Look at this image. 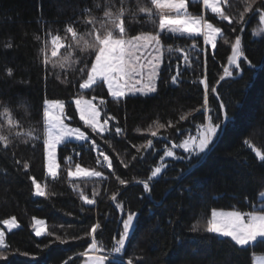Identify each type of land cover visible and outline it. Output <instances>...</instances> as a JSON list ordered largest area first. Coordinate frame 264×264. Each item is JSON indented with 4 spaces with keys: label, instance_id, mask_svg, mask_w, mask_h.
Wrapping results in <instances>:
<instances>
[{
    "label": "trees",
    "instance_id": "16d2710c",
    "mask_svg": "<svg viewBox=\"0 0 264 264\" xmlns=\"http://www.w3.org/2000/svg\"><path fill=\"white\" fill-rule=\"evenodd\" d=\"M111 2L119 7V0ZM247 2L228 0L225 5L222 0L225 13L233 18L232 25L203 9L201 2H190V14L203 16L221 27L229 43L219 37L216 49H211L210 45H204L202 36L193 39L162 33L165 48H184L188 61H184L183 53L165 51L155 94L116 100L108 94L106 86L83 90L86 98L96 96L97 103L101 98L106 101L101 106L102 119L115 117L109 120L113 131L101 137L85 129L75 110L73 98L81 92L78 84L83 79L75 69L82 65L53 69L51 63L46 68L42 61L44 50L51 60L59 58L51 57L52 36L65 37L68 25L84 32L88 27L84 23L88 15L85 10L102 17L106 0H0V112L8 107L14 119L23 125L22 130L35 128L39 134L43 127V101L64 100L68 122L88 131L112 160V171L102 170L87 142H67L59 148L60 167L53 179L47 175L42 139L14 137L7 149L0 145V224L12 217L21 223L20 229L7 235L8 261L0 260V264H83L85 258L80 253L91 243V237L86 235L91 226L97 221L101 223L98 246L108 253L119 221L128 212L136 213L135 227L122 255L133 264H253V256L264 254V242L240 249L230 238L205 231L212 210L247 212L264 204V199H260V193H264V161L256 155L257 149L264 153V32L255 34L261 25L258 15L252 13L246 15L247 23L240 32L238 14ZM136 3L137 0H125L128 8L134 9ZM262 3L264 0H257L254 8H260ZM97 4L101 7L97 8ZM125 27L129 37L141 32L155 33L158 17L149 20L143 14L135 18L125 16ZM238 34L252 67L242 58L244 71L233 69L232 77L220 80L224 67L228 66L231 43ZM68 42L64 40L65 45ZM65 54V49H61L59 56ZM8 69L12 70L11 75ZM173 76H177L176 83ZM205 77L208 114L220 112L212 92L216 88L230 118L227 127L218 133L204 159L194 157L189 163L187 154L177 148L178 156L185 158L166 161L164 172L149 183L150 190L146 192L139 181L149 180L164 150L194 135L196 128L206 123L201 83ZM190 112L192 115L187 119H180ZM213 122H218L215 116ZM0 123L6 125L2 116ZM157 124H165V128L152 137L149 129L156 130ZM117 125L122 129L119 135L114 132ZM148 139H152L153 146L141 147ZM68 156L72 157L73 167L79 163L102 171L106 179L69 178ZM25 163L29 165L27 169L23 167ZM117 176L129 183L120 185ZM33 177L45 189L44 197L33 194ZM80 190L89 198L97 191L96 204H84ZM115 192L119 195L114 202L111 195ZM116 203L123 204V215ZM34 218L46 220L47 233L53 235L46 233L37 238ZM197 224L199 230L193 231ZM56 236L67 243L56 240Z\"/></svg>",
    "mask_w": 264,
    "mask_h": 264
},
{
    "label": "snow or ice",
    "instance_id": "6c2138e0",
    "mask_svg": "<svg viewBox=\"0 0 264 264\" xmlns=\"http://www.w3.org/2000/svg\"><path fill=\"white\" fill-rule=\"evenodd\" d=\"M198 2V0H194ZM227 5L228 0H223ZM257 0H249L246 3L244 10L238 14V23L241 26L240 32H243V26L247 23L245 17L248 13L253 16L258 15L261 27L256 30L255 34L264 32V3L260 8H254ZM203 4L209 7L212 13L216 14L222 21H227L232 25V16L225 13L224 8L220 6L219 0H203ZM97 8L101 5L97 4ZM88 15L84 20L87 29L84 32H79L76 27L68 25L66 27L65 37L54 35L51 37V57L57 58L55 61L49 58L46 50H44L43 64L47 66L51 63L53 69L59 67L60 69L73 68L76 65H82L75 70L82 74V82L78 84L81 90L74 98L75 110L79 113V119L83 121L85 129H90L91 133L97 136H103L106 132L113 131L109 126V120H114L115 117L106 116L101 118V106L106 104L104 99L97 101L96 96L86 98L83 90H92L94 86L103 87L106 85L108 94L116 100L124 98L128 95H136L137 93L147 96L157 91L156 81L159 79L160 66L163 63L165 51L168 53L179 52L183 53L184 61H188V52L184 48H172L165 46L161 40L162 33H169L178 37H203L204 45H210L211 49H216L217 38L223 37V30L221 27L214 25L210 20L203 16H193L188 12V0H137L135 8H128L125 0H119V7H116L111 0H106L102 9V17H96L91 14V11L85 10ZM145 15L149 20L158 17V31L141 32L135 36L129 37L125 27V16L135 18L138 15ZM235 32L236 28L232 27ZM70 34V37L67 35ZM39 39V37H37ZM69 42L65 45L64 40ZM225 43L229 41L224 38ZM10 46V45H9ZM195 48V43L192 45ZM65 49L66 54L59 56L60 50ZM207 51V49H205ZM252 67V62L248 60L242 46L241 35H236L234 42L231 43V55L227 60V67H224V75L219 79L224 80L225 77L233 76V69L238 72H243L241 67V59ZM8 75L12 74V70L8 69ZM179 71H177V76ZM177 76L172 77L173 83H176ZM59 79V76H57ZM64 82V81H62ZM204 85L203 105L204 115L207 123H202L196 128L195 135H189L180 143H172L171 148H166L161 157L159 166L154 167L149 176V180L157 178L163 168L167 165L164 163V158H173L183 160L185 157L177 156L174 149H181L187 154V159L191 163L195 157L197 160L204 159L210 152V145L218 137V133L222 128H226L229 123L228 112L225 109L224 102L219 99V93L216 88L212 89L215 93L216 99L219 103V113L209 115L208 109V84L206 77L201 81ZM219 83V81H217ZM200 111V109H195ZM192 113H188L180 117L185 120ZM5 123H0V145L7 149L14 137H27L32 141H39L42 139L43 147L47 160V173L53 179L57 177L59 170V163L57 162V147L66 141L75 142H89L92 148L97 151L96 163L111 169L112 160L108 155L100 149L96 141L91 138L88 131L81 130V127H72L65 123L68 117L65 115V102L61 99H45L42 105L43 127L42 132L35 128H28L22 130L23 125L17 119H14L12 111L8 107H4L0 112ZM215 116L216 121L213 122ZM169 127L173 125L171 122ZM165 128V124H157L156 130L149 129L152 137H157L159 129ZM116 134H121L122 129L117 125L114 128ZM247 144L248 141H245ZM153 146L152 139H148L143 148H151ZM135 147V145L133 146ZM256 155L260 161H264V153L256 150ZM67 161L69 167L67 176L69 178L80 177H95L106 179L102 171L82 167L76 163L74 167L71 165L72 157L68 156ZM135 159V157H133ZM19 163V161H17ZM24 169L29 165L25 163ZM127 167V165H125ZM120 185H127L129 182L125 179L116 177ZM143 184L144 190L149 191L148 180L139 181ZM34 185V195L44 197L46 195L45 189L40 183H37L35 178H32ZM80 199L84 204H96L95 197L99 195L97 191H93L92 198L84 194L82 190L79 191ZM119 193L115 192L111 195L112 201H117ZM264 198V193H260ZM116 207L121 214L124 213V206L121 203H116ZM136 219L135 212H128L126 218L122 219V230L119 232V238H113L111 246V253L109 255H100L103 253V246H98L97 231L102 228L99 221L91 226L86 235L91 237V243L88 245L86 251L80 253L84 257V264H133L131 259L124 260L122 250L125 248V243L129 238L130 232L134 230V220ZM43 221H36V224L43 225ZM9 229L19 227L16 218L6 219L3 221ZM200 225L197 224L192 230L198 231ZM205 231L207 233H214L221 237L231 238L236 246L240 249H245L246 246H254L258 242H264V204L257 210L242 212L234 211H211V218L207 220ZM36 236L45 234L43 228L36 229ZM53 235V233H47ZM56 240L61 243H67V240L56 236ZM7 245L5 243V232L0 230V260L8 261L6 254ZM91 253V254H90ZM254 264H264V257L253 256Z\"/></svg>",
    "mask_w": 264,
    "mask_h": 264
},
{
    "label": "rangeland",
    "instance_id": "374dc122",
    "mask_svg": "<svg viewBox=\"0 0 264 264\" xmlns=\"http://www.w3.org/2000/svg\"><path fill=\"white\" fill-rule=\"evenodd\" d=\"M194 2V0H188V6H189V3L190 2ZM221 0H219V2H220ZM198 2H201L202 3V5H203V9H205V10H207L206 8H205V6H204V4H203V0H198ZM221 7H222V3H221ZM208 11V10H207ZM188 12L190 13V10H189V8H188ZM219 38V37H218ZM217 38V39H218ZM207 46V45H206ZM161 67H162V64H161V66H160V69H161ZM160 73V72H159ZM157 83H158V80L156 81V85H157ZM106 86V85H105ZM107 88V87H106ZM156 93V92H155ZM155 93H151V94H149V95H153V94H155ZM137 95H141V94H139V93H137L135 96H137ZM128 96H130V95H128ZM144 96V95H143ZM148 96V95H147ZM125 98V97H124ZM94 102H96L97 103V101H94ZM79 114V113H78ZM66 115V114H65ZM67 116V115H66ZM68 117V116H67ZM101 118H102V115H101ZM69 118L68 119H66L65 120V123H67V124H69L70 126H72V127H77V126H74V125H72V124H70L69 122ZM83 122V121H82ZM206 123H207V120H206ZM81 130L82 131H84L83 130V128L81 127ZM195 134H196V131H195ZM194 134V135H195ZM91 136V135H90ZM91 138H93L94 140H95V138L93 137V136H91ZM186 139V138H185ZM96 141V140H95ZM67 142H70V141H66V142H64V143H62L61 145H59L58 147H57V162L59 163V148H60V146H62L63 144H65V143H67ZM75 142V141H74ZM77 143H81V142H77ZM88 143V142H87ZM97 143V142H96ZM89 144V143H88ZM98 144V143H97ZM90 145V144H89ZM171 146H172V144L169 146V147H167V148H171ZM90 147H91V145H90ZM100 147V146H99ZM91 149H92V147H91ZM181 150V149H180ZM93 151L95 152V154H96V159H97V151H95L94 149H93ZM174 151H176V154H177V149H174ZM177 156H178V154H177ZM168 160H177V159H173V158H168V157H165L164 158V163L166 162V161H168ZM166 164V163H165ZM98 166H99V168H101L102 170H106V171H109V172H111L112 171V168L111 169H103V167L100 165V164H97ZM160 165V164H159ZM46 170H47V160H46ZM164 170H165V168H163L162 169V172H161V174L157 177V178H152L151 180H148V182L150 183L151 181H153V180H156V179H158V178H160V176L162 175V173L164 172ZM47 175H48V173H47ZM49 176V175H48ZM49 177H51V176H49ZM52 178V177H51ZM92 178H95V177H80V178H71V179H92ZM38 197V196H37ZM260 199H264V198H262L261 196H260ZM261 206V205H260ZM217 211H233V210H217ZM16 218V217H15ZM9 219H11V218H9ZM122 219H123V217H122ZM16 221H17V223H18V225H19V227H17V228H13V229H9L8 228V226L7 225H4L3 224V222L0 224V230H3L4 232H5V243H6V245H7V242H6V237H7V235L8 234H10V233H12V232H14V231H16V230H18V229H20V227H21V223L18 221V219L16 218ZM36 221H43L44 223H43V225H38V224H36ZM134 227H135V220H134ZM33 228H34V234H35V232H36V229H38V228H43L44 230H45V234L44 235H46V233H47V223H46V220H44V219H41V218H34L33 219ZM121 228H122V224H121ZM121 228H120V231H121ZM132 232V231H131ZM131 232H130V234H131ZM44 235H41V236H36V234H35V236L37 237V238H42ZM231 239V238H230ZM122 252H123V250H122ZM111 253V251H109L108 253H98V254H100V255H109ZM91 254V253H90ZM255 256H258V257H264V254H257V255H255ZM83 264H84V262H83ZM106 264H107V262H106ZM253 264H254V260H253Z\"/></svg>",
    "mask_w": 264,
    "mask_h": 264
},
{
    "label": "water",
    "instance_id": "95a60500",
    "mask_svg": "<svg viewBox=\"0 0 264 264\" xmlns=\"http://www.w3.org/2000/svg\"><path fill=\"white\" fill-rule=\"evenodd\" d=\"M121 221H122V218L120 219L119 221V229H118V232H117V235H116V239H118V234L120 232V228H121Z\"/></svg>",
    "mask_w": 264,
    "mask_h": 264
},
{
    "label": "built area",
    "instance_id": "2783aa9c",
    "mask_svg": "<svg viewBox=\"0 0 264 264\" xmlns=\"http://www.w3.org/2000/svg\"><path fill=\"white\" fill-rule=\"evenodd\" d=\"M93 139V138H92ZM89 143V142H88ZM90 144V143H89ZM97 144V143H96ZM98 145V144H97ZM92 147V146H91ZM92 149H94V148H92ZM95 151H96V149H94ZM101 165V164H100ZM102 167H103V169H108V168H106V167H104L103 165H101ZM124 260L125 261H127L125 258H124Z\"/></svg>",
    "mask_w": 264,
    "mask_h": 264
},
{
    "label": "crops",
    "instance_id": "0c3cea01",
    "mask_svg": "<svg viewBox=\"0 0 264 264\" xmlns=\"http://www.w3.org/2000/svg\"><path fill=\"white\" fill-rule=\"evenodd\" d=\"M189 2H190V1H189ZM221 3H222V0L220 1V6H221ZM205 8H206L208 11L212 12L211 9H210L209 7H206V6H205Z\"/></svg>",
    "mask_w": 264,
    "mask_h": 264
}]
</instances>
